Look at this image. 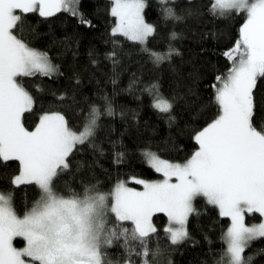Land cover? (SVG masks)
<instances>
[{
    "label": "snow or ice",
    "instance_id": "obj_1",
    "mask_svg": "<svg viewBox=\"0 0 264 264\" xmlns=\"http://www.w3.org/2000/svg\"><path fill=\"white\" fill-rule=\"evenodd\" d=\"M156 2L162 22L185 19L175 10L177 0ZM81 3L82 0H0V162L16 161L19 165L17 174L10 179L11 189L0 190V264H120L110 259L107 251L117 245L124 250V264H136L133 257L139 258L140 264H157L159 247H150L151 237L157 233L152 217L165 214L169 220L166 238L171 245L181 244L190 238V217L200 215L194 203L198 198L218 209L220 217L230 220L221 236L225 248L216 264H251L254 257L245 256V251L252 242L264 238V219L252 225L245 222L246 215L264 218V124L258 127L254 122V89L258 79H264V0H209L207 14L214 19L242 14L245 21L235 45L223 53L231 66L212 85L217 112L195 133L198 149L190 158L183 163L171 162L144 149V162L163 179L129 177L128 182L141 185L142 191L121 180L110 192L99 190L98 184L83 182L80 192L67 182V192H60L56 186L60 177L71 174L75 179L70 159L74 154L85 147L94 155L105 154L95 143L100 117L117 113L105 93L101 96L103 111L90 105L78 130L60 112L42 114L34 130H28L23 120L26 113L33 111L35 101L24 87L23 78H52L63 73L46 51L31 46L25 38V24L27 14L49 18L63 13L75 18L79 26L94 27L80 10ZM109 3L110 15L116 21L112 37H123L138 45L154 67L171 63L180 54L170 42L164 51L148 47L157 27L145 20L146 0ZM186 3L187 16L200 14L194 11L197 0ZM176 38L177 33H169V41ZM68 42L67 38L62 41ZM112 43L116 45L118 40ZM116 57L115 48L107 54L114 67L119 63ZM111 83L115 86L118 80L114 78ZM140 83L133 74L127 91ZM141 91L152 98L154 110L174 122L175 96L164 97L156 81ZM67 99L64 94L57 96L60 102ZM71 99L74 102V97ZM113 155L114 163H123V152ZM85 166L84 161L77 162L76 173ZM22 185H35L39 197L20 216L14 196ZM15 238H22L25 246L16 248Z\"/></svg>",
    "mask_w": 264,
    "mask_h": 264
},
{
    "label": "trees",
    "instance_id": "obj_2",
    "mask_svg": "<svg viewBox=\"0 0 264 264\" xmlns=\"http://www.w3.org/2000/svg\"><path fill=\"white\" fill-rule=\"evenodd\" d=\"M146 4L145 20L157 27L148 47L164 51L170 42L180 53L172 58L171 63L160 67H154L148 57L140 53L138 45L123 37L111 36L115 18L110 15L109 0H82L80 10L94 25L91 28L79 26L75 18L63 13L49 18H41L38 13L27 14L25 38L31 41L32 47L46 51L52 62L60 66L63 75L23 78L24 87L35 101L33 111L25 114V127L32 130L42 114L60 112L70 126L78 130L90 105H97L103 111L101 96L105 93L117 113L113 117H100L95 143L105 154L100 156L97 152L94 155L93 150L87 147L74 154L70 159L75 179L71 174L60 177L56 181L60 192H67L66 182L78 192L82 191L81 182L98 184L99 190L110 192L121 180L139 186L128 182L129 177L156 180L160 174L147 166L141 156L142 150L150 149L169 161L185 162L198 148L193 139L195 133L215 118L217 107L212 102V85L216 83V77L224 75L231 66L223 53L239 39L244 15L214 19L207 14L209 0H197L194 11L200 14L187 16L185 9L189 5L186 0H177L175 10L177 14L185 15V19L164 23L156 0H146ZM171 32L177 33V38L169 41ZM65 38L68 43H62ZM114 39L118 40L116 45L112 43ZM114 48L119 60L115 67L107 58ZM133 74L142 83L127 91ZM114 78L118 80L115 86L111 83ZM154 81L159 83L164 97H176L172 111L174 122L170 123L165 115L154 110L152 98L141 91ZM61 94L69 99L58 101L57 96ZM254 103V122L259 127L264 124V79L257 81ZM113 142H116L115 148ZM114 152L124 153L123 163H114ZM79 161H84L86 166L76 173ZM18 167L16 161L0 162V190L11 189L10 179L17 174ZM38 197L39 190L35 185L17 188L14 205L18 215L22 216L26 207L30 208ZM194 203L200 215L190 217L187 225L190 238L181 244L171 245L166 238L165 214L156 213L152 217L157 233L151 237L150 247L153 250L159 247L157 264H216L220 260L225 248L221 236L229 225V219L220 217L218 209L207 205L203 198ZM260 220L258 214L246 215L245 218L247 224ZM14 244L19 246L21 241L16 239ZM262 250L264 238L252 242L245 256L254 257L251 264H264ZM107 251L110 259L124 264L126 256L121 247L117 245ZM133 259L140 264L139 258Z\"/></svg>",
    "mask_w": 264,
    "mask_h": 264
},
{
    "label": "rangeland",
    "instance_id": "obj_3",
    "mask_svg": "<svg viewBox=\"0 0 264 264\" xmlns=\"http://www.w3.org/2000/svg\"><path fill=\"white\" fill-rule=\"evenodd\" d=\"M110 7H111V5H110ZM17 12L19 11V10H16ZM116 22V21H115ZM115 26V23H114V25H113V27ZM112 27V28H113ZM35 128V127H34ZM32 130H34V129H32ZM31 131V130H30ZM198 149V148H197ZM196 149V150H197ZM195 150V151H196ZM163 159V158H162ZM167 160V159H166ZM171 162H174V161H171ZM179 163H183V162H179ZM163 179V176H162V174H160V177L158 178V179H156V180H152V181H159V180H162ZM127 182V181H126ZM172 182L174 183V182H176L175 181V178H173L172 179ZM127 186L128 187H131V188H134V189H136V190H138V191H142L143 189H142V186L141 185H139V186H134V185H131V184H128L127 183ZM113 189V188H112ZM23 216V215H22ZM167 217V216H166ZM261 219H264V218H261ZM261 221V220H260ZM259 221V222H260ZM258 222V223H259ZM229 224H230V220H229ZM247 224V223H246ZM252 224H256V223H250V224H248V225H252ZM169 226V220H168V218H167V224H166V226H165V229L167 228ZM229 226V225H228ZM20 240L21 241V245H19V246H16L15 244H14V241L15 240ZM14 241H13V244H14V246L16 247V248H18V249H20V248H23L24 246H25V241H23V239L22 238H15L14 239Z\"/></svg>",
    "mask_w": 264,
    "mask_h": 264
}]
</instances>
